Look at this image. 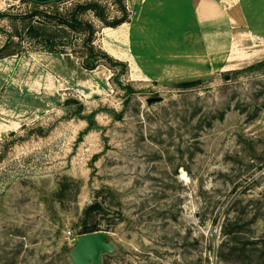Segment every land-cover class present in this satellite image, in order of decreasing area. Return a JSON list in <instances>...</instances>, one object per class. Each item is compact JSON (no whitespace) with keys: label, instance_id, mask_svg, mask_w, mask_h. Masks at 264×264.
I'll use <instances>...</instances> for the list:
<instances>
[{"label":"rangeland","instance_id":"rangeland-1","mask_svg":"<svg viewBox=\"0 0 264 264\" xmlns=\"http://www.w3.org/2000/svg\"><path fill=\"white\" fill-rule=\"evenodd\" d=\"M181 1H0V264H264V44Z\"/></svg>","mask_w":264,"mask_h":264},{"label":"crops","instance_id":"crops-1","mask_svg":"<svg viewBox=\"0 0 264 264\" xmlns=\"http://www.w3.org/2000/svg\"><path fill=\"white\" fill-rule=\"evenodd\" d=\"M124 3L128 20L123 24L126 26L125 34L129 37L127 26L131 25L132 29H130L132 31L133 21L142 22V18L146 16L145 8L147 5L149 3H160V0H124ZM165 3H169V1ZM177 3H185L186 15L189 14L192 17V22L195 17L199 22L202 21L205 29L206 27L209 28L208 24L213 16V20H215L213 22L222 23L223 25L234 24L236 28L242 30L245 37L264 44V0H182ZM211 3H214V5ZM209 7L214 8L213 13L210 12ZM105 30L106 32L116 31L112 29Z\"/></svg>","mask_w":264,"mask_h":264},{"label":"water","instance_id":"water-1","mask_svg":"<svg viewBox=\"0 0 264 264\" xmlns=\"http://www.w3.org/2000/svg\"><path fill=\"white\" fill-rule=\"evenodd\" d=\"M117 252L118 249L107 233L86 227L84 234L77 237L74 246L67 253V258L71 264H102L105 257H113Z\"/></svg>","mask_w":264,"mask_h":264},{"label":"trees","instance_id":"trees-1","mask_svg":"<svg viewBox=\"0 0 264 264\" xmlns=\"http://www.w3.org/2000/svg\"><path fill=\"white\" fill-rule=\"evenodd\" d=\"M47 1H50V0H34V2H36L37 4H45L44 2H47ZM100 20H101V22L104 23V25L106 27H111V28L118 27V26H120L121 24H123L125 22V20H121L120 22H117L116 24L108 25L107 23H105L106 21L102 17H101ZM71 23L74 24V25H81V23L79 21H77L76 19H74V18H72ZM67 26H69L68 23H67ZM107 29H109V28H107ZM6 45H4L0 49V53L5 52V50L7 49ZM10 55H15V54L13 53V54H10ZM10 55H7V56H10Z\"/></svg>","mask_w":264,"mask_h":264},{"label":"built area","instance_id":"built-area-1","mask_svg":"<svg viewBox=\"0 0 264 264\" xmlns=\"http://www.w3.org/2000/svg\"><path fill=\"white\" fill-rule=\"evenodd\" d=\"M1 2H3V4H10L11 0H0ZM8 2V3H6ZM68 239H70L72 242H75L76 237L74 235H72L71 233H68Z\"/></svg>","mask_w":264,"mask_h":264}]
</instances>
